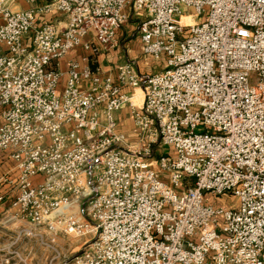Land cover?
<instances>
[{
  "label": "built area",
  "instance_id": "obj_1",
  "mask_svg": "<svg viewBox=\"0 0 264 264\" xmlns=\"http://www.w3.org/2000/svg\"><path fill=\"white\" fill-rule=\"evenodd\" d=\"M131 19L155 74L61 70ZM0 156V264H264V0H0Z\"/></svg>",
  "mask_w": 264,
  "mask_h": 264
},
{
  "label": "crops",
  "instance_id": "obj_2",
  "mask_svg": "<svg viewBox=\"0 0 264 264\" xmlns=\"http://www.w3.org/2000/svg\"><path fill=\"white\" fill-rule=\"evenodd\" d=\"M45 3V1H40L36 5H28L26 3H21L19 9L28 10L34 7L41 6ZM52 21L60 24L61 27L66 25V19L64 17H59L57 14H52L50 16L41 17L40 22ZM93 41V35L90 34L88 38L84 40V43H89ZM117 44L111 49L104 50L102 48H98V51L95 53L93 51H86L84 48L79 47L73 50L65 59L61 60L59 65L61 70L65 71L68 68V64L71 61L82 62L84 58H88L92 67L94 69L100 68L105 74H113L116 75L117 67L128 62H137L139 65V69L143 74L151 75L155 74L157 70L160 68L157 64L152 62L150 58H146L142 53V44L138 34L137 23L133 19L130 20L128 24H126L122 29L117 32ZM83 89H88L90 87L89 82L82 83L81 86ZM142 94L139 93L134 99V104L139 105L142 102ZM128 115L127 109L123 110L118 114V119L120 122V132L124 134L127 138V134L124 133L122 129V121L126 119ZM125 123V121H124ZM3 160L0 158V173L1 171H5L3 175H5L12 167L7 163H3ZM2 175V176H3ZM1 176V177H2ZM0 191H4V193L9 197V200L0 204V245L1 247L6 246L8 240L6 238L7 232L6 230H12L16 228L17 225H24L23 222L15 220L9 223L8 226L5 221L7 218H11L15 215L16 211L12 208V195L10 193V188L7 185L0 186ZM4 225V227H2ZM6 226V227H5ZM20 251L24 254H29L32 257L33 264L36 263L37 252H35V246L28 247L19 246ZM39 249V248H37ZM40 250V249H39ZM36 254V255H35ZM44 256L43 253H39ZM25 256V255H24ZM36 257V258H35ZM42 264H45V261H42ZM32 264V262L30 263Z\"/></svg>",
  "mask_w": 264,
  "mask_h": 264
},
{
  "label": "rangeland",
  "instance_id": "obj_3",
  "mask_svg": "<svg viewBox=\"0 0 264 264\" xmlns=\"http://www.w3.org/2000/svg\"><path fill=\"white\" fill-rule=\"evenodd\" d=\"M139 93H141L140 91H138L137 92V94H139ZM142 94V93H141ZM140 105V104H139ZM127 111H128V115H127V117H126V119L125 120H123L122 121V129H123V131H124V133L125 134H127V136H129V140L131 141V144L134 146V145H136V142L138 141V138H137V134H138V131H137V127H136V125H135V122H134V119H133V117H132V115H131V112H130V110L129 109H127ZM124 121H125V123H124ZM155 151H156V149H155ZM162 152H164V148H162V149H160V150H158V155L160 154V153H162ZM165 154H166V151H165ZM0 158H1V156H0ZM2 159V158H1ZM3 163H7V164H9V166L10 167H13V164L10 162V161H8V160H3L2 161ZM6 172V170L5 171H1V173H0V178H1V176L3 175V173H5ZM3 196V201H2V203H4V202H6V201H8L9 200V196L10 195H6L5 193H4V191H0V197H2ZM211 201H214V200H211ZM217 203V205H220V203H218V202H216ZM62 243H68V241L67 240H65V241H63ZM68 244H74L73 246H75V245H77L78 243L76 242V241H72V242H70V243H68ZM24 246H26V245H24ZM28 247H32L31 245H27ZM35 252H37V258H36V263L37 264H42V262H41V260L42 261H46V259H47V256L45 255V252L43 251V250H39V249H37V248H35ZM39 253H43L44 254V256L43 255H41V254H39ZM36 255V254H35ZM32 264H33V261H32Z\"/></svg>",
  "mask_w": 264,
  "mask_h": 264
},
{
  "label": "bare ground",
  "instance_id": "obj_4",
  "mask_svg": "<svg viewBox=\"0 0 264 264\" xmlns=\"http://www.w3.org/2000/svg\"><path fill=\"white\" fill-rule=\"evenodd\" d=\"M184 22L186 23V24H191L192 23V21L189 19V18H184ZM142 98H143V95H142ZM143 100V99H142ZM137 106V105H136Z\"/></svg>",
  "mask_w": 264,
  "mask_h": 264
}]
</instances>
